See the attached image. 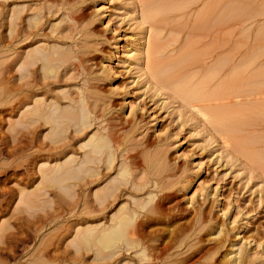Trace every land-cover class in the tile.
<instances>
[{
	"label": "rangeland",
	"instance_id": "374dc122",
	"mask_svg": "<svg viewBox=\"0 0 264 264\" xmlns=\"http://www.w3.org/2000/svg\"><path fill=\"white\" fill-rule=\"evenodd\" d=\"M43 1L0 0V84L7 82L5 80L9 74L2 70L7 61L16 53L21 52L27 45L37 40L47 43L62 42L64 45H73L72 42H74L75 46H71L74 48L72 50L78 49L77 53H79L80 59L77 57L79 60L77 62H81L82 59L83 63L79 64L83 65L85 62L84 67L76 66L79 64L73 62L75 60L72 61V64L68 63L67 65L65 63L66 65H63L65 67L61 66L60 68L59 66L60 69H57L56 78L51 82H48L49 79L47 81L45 79L47 87L50 88V93L56 95L57 92L54 89H63L69 91V94L67 92L69 97H74L78 92L77 88L80 87L81 89L82 86L83 91L90 92H87L88 95L92 93L90 98L93 101L90 100L92 103L89 102L90 107L91 104L95 103L93 110H96L95 113L105 111L103 113L105 117L108 112L109 115L107 114L105 118L111 117L109 120L113 119V122L125 119L124 125L127 130L123 131V135L126 134L127 136L124 135L122 140L126 139L123 144L129 153L138 154L140 163L134 172L135 180L139 176L138 182L147 178H154L156 167H160L161 161L164 163L161 166H164L165 170L168 169L165 176H174L172 179H165L166 177H164V180L167 181L180 180L181 176L190 179L199 173L205 187L204 199H197L190 205L188 195L184 194L183 190L178 191L172 188L174 190L168 205L180 212V222L185 225L193 223L196 213L195 218L198 221V215L203 212L202 218L201 216L199 218L200 222L198 221L200 225L201 222L205 221L202 223L203 226L194 225L196 228L202 227L201 230L197 229L199 233L196 230L194 232L201 236L202 240L205 239L203 242L204 249L208 248L207 251L202 249L199 252L200 260L207 258L212 252L213 258L218 259L224 251L229 249L228 244L231 242L230 244L233 243L237 246L242 244L243 249L247 248L244 250L247 254L245 261L247 258V261L249 259L253 261L252 263L246 261L248 264H264V0H178V2L174 0L177 4L172 2V5L176 6L180 3L181 7L179 6L178 9L171 7L170 11L172 9V12H168L166 9L167 12L164 11V14L161 13L162 11L158 15L153 14L154 16L148 20L142 17L147 5L145 0H133L134 5L132 7L125 4L126 0H46V3ZM14 4L16 5L14 6ZM12 5L13 7L18 5L17 8L23 6V10L20 11L19 21L16 20L17 25L19 24V27H16L18 28L16 33H19L16 35L14 33L7 38L6 16ZM42 6L44 8L46 6V8L43 9ZM40 7L42 9L38 10ZM47 7L48 9L51 7L50 10H47ZM35 10H41L39 14L43 20L40 18L39 25L36 24V28H30L33 29L31 31L26 26L25 18ZM201 16L203 18L200 20ZM69 17H79L77 19L80 20L76 19L77 23L72 24L66 20ZM56 26H59V29L56 30ZM22 31L24 32L22 33ZM140 31L145 32L146 39L148 42L150 41L149 46L153 47L151 53L153 60L151 61L154 64L163 67L166 64L168 66L176 63L178 60L182 62L179 63V67L178 65L177 68L175 67L176 70L170 75V78L172 76L171 79H173L169 78L170 85L165 86L159 83V78L149 72L146 67L145 74L139 72L135 65L128 64L131 62L129 58L127 63L124 62L126 56L122 54V49ZM76 46L77 48H75ZM146 48L144 46V52H146ZM74 53L77 56L76 51ZM80 54L84 55L80 56ZM108 56L113 61L114 75L112 81L102 80L97 72L101 59ZM181 56L183 57L181 58ZM82 74L83 78L85 77L89 81L84 78L86 82H83L84 79L82 81V76H80ZM12 75L15 76L17 73L13 71ZM15 81L17 84H21V81ZM224 81L226 85L219 92V95H213V98H210L211 95H206L212 91L215 92L219 86L225 84ZM83 83H86L84 87ZM7 85L8 83L4 86ZM182 85L185 90L198 87V85L204 86L201 91L202 94L204 93L202 95L203 101L200 98V102H196V104L200 103V106L190 104L179 94L183 88ZM15 86H17L16 83ZM45 87L44 89H46ZM85 87L90 89L87 90ZM92 87L97 91L92 90ZM1 89L3 90L5 87H0V92ZM156 90L159 93H156ZM16 95H18L17 99L21 96L18 92L15 93ZM88 95L87 98L90 99ZM94 99L98 102H95ZM129 106L134 110H132L133 114L127 117L130 111ZM216 109L218 112L222 111L219 113L223 114L219 115L222 117L223 123L226 126L232 125V128L229 127L231 130L228 133L227 131L225 133L219 132L211 123L210 113ZM6 114V112L0 114V118H4L0 126L3 132L6 129L5 119L8 118ZM231 115L233 116L231 117ZM240 121L244 122L243 126L239 125ZM235 129L237 130L235 131ZM69 133L71 132H66L69 136L66 135V142L63 140L60 144L63 149L69 151L71 149V151H75V154L80 155L82 151L78 149L77 141L82 135L79 134V138H77L78 134L73 135L72 133L71 136ZM145 156L152 158V160L147 159L144 162ZM157 161H159V165L153 166L156 165ZM145 176L146 178H144ZM10 182L7 181L5 186H11ZM174 185L178 186L177 183ZM82 186L76 187L78 189L75 188L77 198L68 199L69 201L66 199L65 201L68 203L65 201L59 203L56 200L57 203L52 210L54 213L51 211L49 217L35 222L36 226L40 228L38 230L39 236L37 235L34 240L27 238L26 241L18 243L14 249L13 262L25 255L27 251L31 252L35 246H38L37 242L41 235L46 238L41 236V241L43 239L46 241L53 235L54 237L58 236L62 240L60 241L61 244H58L57 250L62 252V249H66L64 239L69 234L66 232L67 228L71 229V226L75 223H81L87 217V214L84 213L86 210L82 209V207L85 209L84 206L87 205L85 203L88 200V196H86L87 186ZM81 193L85 196L81 197ZM83 198L87 199L84 201ZM232 217L236 220L234 223H228ZM45 221L46 223H44ZM185 221L189 222L186 224ZM221 221L226 222L228 225H226V229L229 227V231L226 230L225 246L223 242L222 246L217 248L215 252L214 247H211L212 240H206V238L213 239L215 236L206 237V234L214 223ZM158 228H162V226ZM187 231L186 233H188ZM191 237H193L192 234L183 241L188 242ZM175 244L177 242L170 243L169 251L166 250L161 255L160 262L162 258L166 259L161 262L162 264L168 263L173 258L168 257L171 259L167 260L164 256H172L176 251L179 252L184 249L183 243L182 245L177 244L179 249ZM173 246L177 247L174 248ZM210 249L212 252L208 251ZM63 253L68 258L65 260L66 263L72 261L68 263L79 264L75 260L69 259L68 256L71 253L62 252V254H58L64 255ZM82 260H84V262L82 261L84 264H89V258L86 254ZM9 261L12 262V259Z\"/></svg>",
	"mask_w": 264,
	"mask_h": 264
},
{
	"label": "bare ground",
	"instance_id": "6f19581e",
	"mask_svg": "<svg viewBox=\"0 0 264 264\" xmlns=\"http://www.w3.org/2000/svg\"><path fill=\"white\" fill-rule=\"evenodd\" d=\"M145 1L147 5L145 4L146 8L144 7L145 9L142 15L145 20L150 19L156 14L158 15V13L160 14L161 11V13L164 14L167 12L166 9H168V12H172V9H178L180 6V3L176 5L178 0L176 2L174 0ZM43 2L46 3L47 1L45 0ZM172 2H175L177 7L173 6L174 4L172 5ZM125 4L132 7L134 2L133 0H126ZM15 5L16 4H14V6ZM17 7H13L12 5L11 9L7 11V38L14 33L15 35L19 33H16L18 31L16 27H19L17 21H19V14L20 11L23 10V6H20L21 8ZM171 7L172 9L170 11ZM45 8L43 7V9ZM50 8L51 7L48 9L47 7V10H50ZM39 9L42 8L40 7L38 10ZM39 12H41V10H35L25 18L26 26L27 28L29 27V30L33 27L36 28V24L39 25V19L43 18ZM202 16L200 20L203 18ZM77 18L79 17H69L68 19L66 18V20L73 24L77 20H80ZM55 28L57 30L59 26ZM23 32L24 31H22V33ZM149 42L146 39L145 32L140 31L136 33L135 37L122 49V54L126 56L124 62L127 63L129 58L131 62H128V64L135 65L136 69L143 74H145V67L148 68L149 72L155 74L159 78V83L168 86L170 85L169 82H171L169 81L170 75L176 70V66L178 65L179 67V63L182 62L178 60L179 62L176 61V63L168 66H166V64L163 65V67L154 64V62L151 61L153 60L151 58L153 47L149 46ZM16 43H18V41ZM72 44L75 46L74 42H72ZM73 45H64L62 42L47 43L46 41L37 40L27 45L21 52L16 53L15 56L7 61L5 67L3 66L4 68L2 70L9 75L7 74L8 77H6L5 80L7 82H3L2 85L0 84L1 88L5 87V89H1L2 91L0 92V114L6 112L8 116V118L5 119V132L0 129V264H69L68 262H72L68 261L66 263L65 260L67 257L65 254H58H62V252L71 253V255L69 254L68 256L69 259L71 258L79 264L84 262L82 258L85 254L87 258H89V264H162L161 262L166 259L162 258L160 262L161 255L170 248V243L176 242L179 245L183 243V245H185L183 246L184 249L179 252L176 251V253L173 254L174 256H164L167 260L171 259L168 257H173L166 264L249 263L251 259L247 261V258V262L245 261L247 254L244 250L247 248L243 249L242 244L237 246L233 243L230 244L231 242L229 243L230 245L228 244L229 249L224 251L218 259L213 258L212 248V250H208L212 253L207 258H203L202 256L203 259L200 260L201 256L199 252L205 248L203 244L205 239L202 240L201 236H198L194 232L195 230H201L202 227H200L201 229L198 227V229L194 225L198 224L199 226H203L202 223L205 221L201 222V225L199 223V218L203 212H200L201 214L198 215L199 218L197 217L199 222L196 221L195 218L197 213L196 215L194 213L195 219L193 218V223L187 224L189 221H185L187 224L185 225L183 222H180V212L176 210V208H173V206L170 207V205H168L174 190H172V188L178 191L183 190L184 194L188 195V203H190V205L197 199H204L206 194L205 187L199 173H196L190 179L187 177L182 178V176L179 175L182 179L174 180L175 182L170 180L167 181L164 180V177H166L165 179H172L174 176H165V172L168 169L165 170V167L161 166L162 164L164 165L161 161L160 167H156V174H154V176H156L154 178H147L142 181V175V182H138V180H140L138 179L139 176L136 177L137 180H135L134 175L135 169L140 163L138 154L129 153V151H127L128 149L126 150L124 146L125 144H123L126 139L122 140L124 135L127 136L126 134L123 135V131L127 130L124 125L126 122L124 121L125 119L113 122V119L109 120L111 117H107L108 119L105 118L108 112L107 114L105 113V117L103 114L105 111L95 113L96 110L93 111L95 108L94 102L90 107V102L93 101L90 98L92 93L88 95L90 92L83 91L82 86L81 89L80 87L77 88L78 92H76L77 94H75L74 97H69V91H64L63 89H54L57 92L56 95L50 93V88L49 86L47 87L45 79L46 81L49 79L50 81L48 80V82H51L57 76V69L66 65L65 63L68 65V63L72 64L73 62H77L79 58V53H77L78 49L74 50L77 56L72 50L74 49L71 47ZM144 46L147 47V50L145 49L146 52H144ZM78 47L80 48V46ZM75 48H77V46ZM11 52L13 51L11 50ZM81 55L82 54H80V56ZM182 57L183 56H181V58ZM79 63H83L82 59ZM80 64H76V66L84 67L83 65L85 62L83 65ZM99 65L97 72L102 80L112 81V76L114 75L112 58H110V56L103 57ZM76 66L75 68H78ZM81 70H83V68H81ZM13 71L16 72L17 75H12ZM83 74L80 75L82 76V81L85 78H83ZM85 79L83 82H86L87 79ZM15 80L21 81V84H17ZM7 83L8 85L4 86ZM15 83L17 86H15ZM85 84L83 83V87ZM225 85L226 82L219 86L215 92L212 91V93L210 92L206 95H211L210 98H213V95H219V92H221ZM44 86H46V89H44ZM182 87L181 88L184 90L181 89L179 94L190 104L200 106V103H197V105L196 102H200L201 99V101H203L202 95L204 93L202 94L201 91L204 86L198 85V87L188 88L186 90L183 85ZM86 88L87 87H85V89ZM89 89L90 88H87V90ZM92 90L96 89L92 87ZM177 91L179 90L177 89ZM16 92L21 95L18 99V95L15 96ZM85 92L90 99L87 98ZM156 93L159 92L156 90ZM205 98L206 96L204 99ZM61 99L63 100L60 101ZM95 102H98V100H95ZM128 109L130 111L128 115L126 114L127 117L132 115V110H134L131 106H129ZM212 112L209 117L213 126H215L219 132L223 131L225 133L227 131L228 133L232 125H230V127L223 123L222 117L219 115L223 114L219 113L222 111L218 112L216 109ZM232 116L233 115H231V117ZM3 120L4 118H0V126ZM238 120L240 119L238 118ZM132 121L134 122V120ZM243 123L244 122L240 121L239 125ZM236 130L237 129H235V131ZM67 131L71 132L69 133L71 136L72 133L73 135L78 134L77 138H79V134L82 135L77 141L78 149L82 151L80 155L75 154V151L73 152L71 149L70 151L65 150L61 146L60 143L67 139ZM69 140H67V143H69ZM152 154L151 152V155ZM151 155L149 156L151 157ZM147 159H150V161L152 160V158L147 157L145 160L143 159V161L145 162ZM159 161L153 166L159 165ZM19 171L21 172L19 173ZM1 176H3V178H1ZM144 178H146V176ZM7 181H11V186H5ZM176 183L178 186L174 185ZM82 185L87 186L86 196H88V203L85 201L87 198H83L87 205L84 206L86 207L85 209L82 207L83 210H86L84 213L85 215L87 214V217H85L81 223H75L71 226V229L67 228L68 230L70 229V231H66L69 232V234L68 237L64 239V246L66 249H62V252L57 250L58 244H61L60 241L62 240L58 238V236L54 237L53 235L52 237L54 238L50 236L46 241H43L46 238L41 235L42 238H44L42 240L43 242L40 240V236L39 241H36L39 244L38 246H35L31 252L27 251L25 255L21 258H17L16 261L13 262L15 246L18 243L26 241L27 238L34 240L35 237H37L40 228L36 226L35 222L50 216L54 205L57 203L56 200L60 203L66 199H75V188ZM82 193L81 197H84L85 195ZM77 196L79 197V194ZM78 201L77 203H79ZM85 203L83 202L82 204L85 205ZM53 218L55 219V216H53ZM235 220L236 219L232 217L228 223H234ZM44 223H46V221ZM226 225V222L221 221L214 223L210 230L208 229L209 231L206 230V237H211L209 235L215 236L213 239H207L205 237L207 241L212 240L213 243L211 247H214L215 252L217 248L222 246L225 240L226 230L229 228L226 229L228 226ZM160 226H162V228H158ZM186 231L188 233L190 232V234L186 233ZM197 233H199V231ZM191 234L193 237L189 239L190 241L187 240L188 242H184L183 240L188 238ZM225 242L223 243L224 246L226 244ZM179 245H177L178 247H173L179 249ZM174 248L171 249L173 250ZM207 249L208 248L204 249V251H207ZM10 259H12L13 263L9 261ZM252 262L253 261L250 263Z\"/></svg>",
	"mask_w": 264,
	"mask_h": 264
}]
</instances>
